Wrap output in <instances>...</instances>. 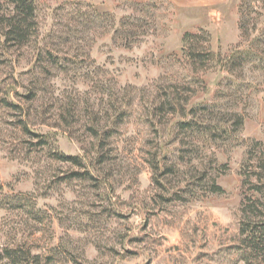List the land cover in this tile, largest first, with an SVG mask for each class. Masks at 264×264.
<instances>
[{
  "label": "rangeland",
  "instance_id": "rangeland-1",
  "mask_svg": "<svg viewBox=\"0 0 264 264\" xmlns=\"http://www.w3.org/2000/svg\"><path fill=\"white\" fill-rule=\"evenodd\" d=\"M34 1L38 33L22 49L0 53V80L16 101L37 83L38 51L71 61L37 84L43 93L29 121L59 152L84 158L98 183L57 182L74 168L9 153L17 133L0 110V185L8 195L32 194L44 219L0 209V249L13 240L37 253L53 249V264H243L240 206L253 195L243 166L252 148L250 156L264 160V0ZM187 32L208 38L219 56L214 67L190 66L182 53ZM248 50L253 55L241 67L231 65ZM175 86L190 96L188 109L209 108L198 113L201 133L177 132V117L149 115L152 102ZM77 102L85 117L66 127L59 107ZM126 104L128 117L104 149L106 163L93 167L97 140L84 128L87 110L106 126ZM234 114L243 119L240 129ZM165 166L173 172L163 175ZM204 173L221 194L206 191ZM173 194L180 199L166 201Z\"/></svg>",
  "mask_w": 264,
  "mask_h": 264
},
{
  "label": "trees",
  "instance_id": "trees-1",
  "mask_svg": "<svg viewBox=\"0 0 264 264\" xmlns=\"http://www.w3.org/2000/svg\"><path fill=\"white\" fill-rule=\"evenodd\" d=\"M107 15H99L98 19H104ZM124 24L119 26L115 34L122 32ZM245 23L241 21L239 29L243 36L247 34ZM121 28V30H120ZM38 33V24L36 18V4L34 0H0V53H10L15 50H20L27 46ZM204 43V44H202ZM182 53L190 63L193 69L198 71H206L217 64L218 55L214 54L209 49L208 38L202 35L185 33L182 39ZM206 45V46H205ZM250 50L245 53H237L229 60L231 65L239 67L252 56ZM71 62L66 58H60L52 50L45 49L38 51L33 63V70H36L37 83L35 87L25 89L24 93L15 94L16 101L10 98V90L8 89V80H0V110L4 114H10L12 121L7 122V125L16 131L12 155H16L22 160H30L32 157L47 156L51 161L59 164L69 165L73 170L67 171L63 176L57 177V182H81L92 183L94 186L98 183V178L88 168L84 158L79 156H68L59 152L58 149L51 144V136L42 134L33 129L30 124V116L32 108L36 100L39 99V93H43V88H39L37 84L43 85L42 82L47 81L52 71L66 72L68 64ZM228 62V61H226ZM228 62V63H229ZM225 64V68H226ZM67 67V68H66ZM227 71L231 69L227 66ZM43 78V81L41 78ZM45 84V83H44ZM176 88V86H175ZM184 93V92H183ZM185 95V94H184ZM190 96H180L178 88L173 91L170 89L163 90L162 94L152 102L150 116L152 118L157 115H170L177 117L179 120L175 123L176 131L179 133L196 134L201 133V124L198 120V113H205L209 110L206 107H196L188 109ZM120 106L115 109L114 121L109 125L101 126V119L98 113L87 110L88 119L84 123L85 130L89 135L97 140L96 160L93 167H100L106 163L107 156L104 152L105 147L109 145V140L113 136V131L117 130L123 120L128 117V107ZM59 119L66 127H70L79 122L81 117H85L86 108L79 110V102L69 104L66 107L60 106ZM85 109V110H84ZM79 115L75 117L76 113ZM82 115V116H80ZM86 117V118H87ZM107 120L109 114H106ZM234 127L240 129L243 125V119L239 115L234 114ZM202 122V121H201ZM153 124L152 121L149 122ZM253 150V151H252ZM249 152L248 160L243 166V185L251 184L253 195H245L240 206V220L238 224L239 237V253L243 264H264V160L261 158L251 157ZM154 167L156 171L160 169V161L155 159ZM247 168V169H246ZM253 169V170H251ZM249 171V174L248 172ZM173 172V167L164 168L163 175ZM156 183H160L158 178H155ZM206 184V191L209 194H221L222 189L217 185L216 179L208 178V174L204 173L200 176V183ZM31 194H14L8 195L4 192L3 186L0 185V209L6 212H25L30 216L31 220L36 223H42L43 218L39 209H36V202ZM180 199L177 194L171 195L170 199ZM13 239H16L15 237ZM9 245H5L0 249V263L7 264H53L55 262V253L53 249L43 250L39 253L33 252V249L23 241H16Z\"/></svg>",
  "mask_w": 264,
  "mask_h": 264
}]
</instances>
